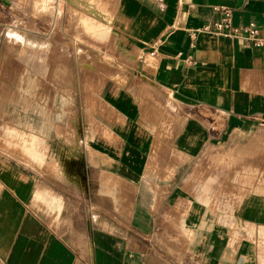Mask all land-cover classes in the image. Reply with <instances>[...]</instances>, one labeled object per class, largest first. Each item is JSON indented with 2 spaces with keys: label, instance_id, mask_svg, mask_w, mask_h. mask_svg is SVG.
Masks as SVG:
<instances>
[{
  "label": "crops",
  "instance_id": "0c3cea01",
  "mask_svg": "<svg viewBox=\"0 0 264 264\" xmlns=\"http://www.w3.org/2000/svg\"><path fill=\"white\" fill-rule=\"evenodd\" d=\"M225 11L263 45L212 31ZM112 24L84 153L40 171L0 136V264H264V0H117Z\"/></svg>",
  "mask_w": 264,
  "mask_h": 264
},
{
  "label": "rangeland",
  "instance_id": "374dc122",
  "mask_svg": "<svg viewBox=\"0 0 264 264\" xmlns=\"http://www.w3.org/2000/svg\"><path fill=\"white\" fill-rule=\"evenodd\" d=\"M116 3L0 0V136L19 162L41 171L84 153L92 115L104 110L88 84L105 78L90 70L104 69L118 45Z\"/></svg>",
  "mask_w": 264,
  "mask_h": 264
},
{
  "label": "built area",
  "instance_id": "2783aa9c",
  "mask_svg": "<svg viewBox=\"0 0 264 264\" xmlns=\"http://www.w3.org/2000/svg\"><path fill=\"white\" fill-rule=\"evenodd\" d=\"M212 31L217 34L225 35V36H237L240 33H243L246 37H248L252 43L257 46H262L263 42L258 37V30L254 23L242 27V28H235L233 26L232 15L230 11H225L224 18L214 24Z\"/></svg>",
  "mask_w": 264,
  "mask_h": 264
}]
</instances>
